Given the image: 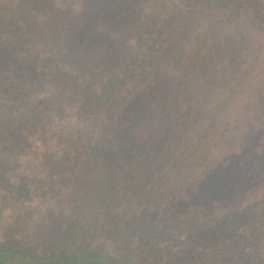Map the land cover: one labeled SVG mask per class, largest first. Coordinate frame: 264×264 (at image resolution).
Wrapping results in <instances>:
<instances>
[{"label": "trees", "instance_id": "1", "mask_svg": "<svg viewBox=\"0 0 264 264\" xmlns=\"http://www.w3.org/2000/svg\"><path fill=\"white\" fill-rule=\"evenodd\" d=\"M255 4L0 3V264H264V214L239 209L264 187V42L254 60L248 37L264 31ZM251 7L248 28L230 26ZM198 64L219 66L215 114L243 93L230 125L241 132L200 182L147 197L146 180L167 167L162 130L130 140L131 112L148 85L182 79L187 65L196 79ZM129 90L139 93L127 101ZM216 207L228 214L200 234L209 224L196 217ZM241 227L249 233L237 235Z\"/></svg>", "mask_w": 264, "mask_h": 264}, {"label": "rangeland", "instance_id": "2", "mask_svg": "<svg viewBox=\"0 0 264 264\" xmlns=\"http://www.w3.org/2000/svg\"><path fill=\"white\" fill-rule=\"evenodd\" d=\"M16 1L18 0H0V3H14ZM73 1L79 2V0H54L56 4ZM255 3L264 15V0H255ZM253 8L243 11L237 20H230V26H234L235 22L238 21L240 27L248 28L246 23H249L248 20L252 19ZM257 8L254 9L257 10ZM249 29H252V27H249ZM256 32L257 30L253 27V33L248 36L251 38L252 57L256 54L255 49L259 39L264 42V31H260L262 34ZM253 59L255 60V57ZM255 65L254 74L258 73L259 67L262 66L259 63H255ZM214 66L209 69L206 64H198L197 69L200 72H198L195 79L192 77L195 70H190L187 65L184 66L186 70L182 79L177 76L164 77L156 85H148V90L144 93L145 98L139 105L138 112L131 110L133 111L131 112L132 115H136V117L129 127V132L132 134L131 137H128L130 140L138 137L144 128L151 127L150 129H153V126H158L159 130H162L159 135V140L163 143L160 144L161 161L167 167L161 166L162 172L159 174L153 172L157 176L156 178L152 177V173L150 174L145 183L147 197L157 196L176 187L183 189L188 182H200V179L207 175L205 173H208L215 163H219L220 160L224 159L225 155L220 151L224 148L225 139L231 134L235 136L241 132L237 125L233 127H230V125L240 121L241 117L239 115L244 103L243 93L235 92L237 95L232 96V100L226 105L225 112L214 113L220 110L216 105L222 96L217 89L216 80L212 81L215 77L212 72L213 69H219L218 65ZM250 66L254 68V65ZM181 81H183L182 84ZM234 83H239V80ZM241 84L242 82L239 86ZM138 93L139 91H130L125 99L128 101L130 95L135 96ZM169 106H173V108L170 109ZM166 111L169 112L166 113ZM212 113H214L213 118L210 116ZM111 117L115 122V113H112ZM237 144L238 141L232 145ZM180 164L184 169L182 172H180ZM194 205L198 206V203H194ZM210 208L207 205L204 213L209 215ZM239 209L245 211V215L257 216L259 213L264 214V187L256 189L247 200L242 202ZM227 211L229 210L220 207L213 208L211 216H207L206 219L202 218V214H198L196 217L197 224L200 225L204 220L209 224V226H200L201 229L204 228L205 230L200 231V234L209 232V228L213 227L212 224L226 216ZM243 227L239 228L237 235L245 233L247 235L249 233L250 227L245 229ZM247 246L253 245L248 244ZM259 247L264 251V234ZM236 252L234 251L233 254Z\"/></svg>", "mask_w": 264, "mask_h": 264}]
</instances>
